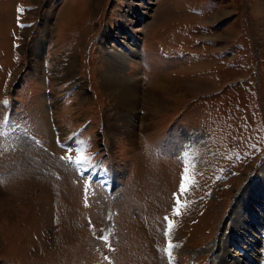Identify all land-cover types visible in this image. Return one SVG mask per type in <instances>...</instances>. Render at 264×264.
Instances as JSON below:
<instances>
[{
    "label": "rangeland",
    "instance_id": "rangeland-1",
    "mask_svg": "<svg viewBox=\"0 0 264 264\" xmlns=\"http://www.w3.org/2000/svg\"><path fill=\"white\" fill-rule=\"evenodd\" d=\"M0 264H264V0H0Z\"/></svg>",
    "mask_w": 264,
    "mask_h": 264
},
{
    "label": "bare ground",
    "instance_id": "bare-ground-1",
    "mask_svg": "<svg viewBox=\"0 0 264 264\" xmlns=\"http://www.w3.org/2000/svg\"><path fill=\"white\" fill-rule=\"evenodd\" d=\"M122 71H123L122 68L118 69L116 68V66L113 67V65L106 66V68L101 70V79H102L103 89L110 96L115 95L116 97L121 99L120 105L122 106V108H124L127 113L133 114L134 112L137 111V109H139L140 107L142 108V106L145 104V101L142 98L143 95H142V91L139 86L138 77L124 76ZM162 87L165 90L172 89V88L175 89L174 85L172 84H163ZM177 87L180 88L179 86ZM155 93L156 92L149 94V97H148L149 102L154 103L159 100ZM107 126H108V134L110 136V132H114L113 131L114 124L111 121V116L107 118ZM110 127L111 129L109 130ZM242 221H243L242 219H238L237 225L245 227ZM171 242L172 240L170 241V245L172 244L171 246H173V243ZM254 242L256 243V241ZM246 254L248 255V251H245L243 255H246ZM249 257L253 258V255L252 256L249 255ZM238 260L239 259L237 258L234 261L238 262Z\"/></svg>",
    "mask_w": 264,
    "mask_h": 264
},
{
    "label": "snow or ice",
    "instance_id": "snow-or-ice-1",
    "mask_svg": "<svg viewBox=\"0 0 264 264\" xmlns=\"http://www.w3.org/2000/svg\"><path fill=\"white\" fill-rule=\"evenodd\" d=\"M183 190H184V185L183 184H181V191L183 192ZM177 203H179V201H177ZM170 227H171V225H169ZM101 239H106L105 237H101ZM171 247V246H170Z\"/></svg>",
    "mask_w": 264,
    "mask_h": 264
}]
</instances>
